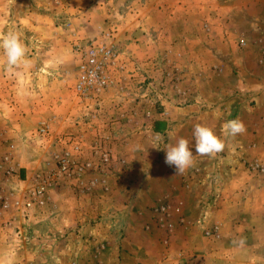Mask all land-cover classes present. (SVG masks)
Returning a JSON list of instances; mask_svg holds the SVG:
<instances>
[{
	"label": "rangeland",
	"instance_id": "374dc122",
	"mask_svg": "<svg viewBox=\"0 0 264 264\" xmlns=\"http://www.w3.org/2000/svg\"><path fill=\"white\" fill-rule=\"evenodd\" d=\"M8 31L29 64L2 58L0 264H264V0H0ZM94 45L106 85L79 89ZM196 124L224 150L196 155Z\"/></svg>",
	"mask_w": 264,
	"mask_h": 264
},
{
	"label": "clouds",
	"instance_id": "9594fccd",
	"mask_svg": "<svg viewBox=\"0 0 264 264\" xmlns=\"http://www.w3.org/2000/svg\"><path fill=\"white\" fill-rule=\"evenodd\" d=\"M0 50L3 57L6 58L7 71L13 72L15 68L21 65L27 66L29 61L26 59L27 48L21 40L20 34L15 31H8L0 34ZM222 131L224 135L236 137L246 132L244 123L239 119L227 120L223 123ZM194 144L196 155L214 156L224 150L225 144L219 139L209 127L196 124L193 128ZM163 141V136L156 133L153 138L154 147ZM165 164L174 167L175 175L183 174L194 162L193 151L189 147V141L183 137L179 138L175 144L165 145ZM237 244V241H233ZM239 246L244 245V241L238 242Z\"/></svg>",
	"mask_w": 264,
	"mask_h": 264
},
{
	"label": "built area",
	"instance_id": "2783aa9c",
	"mask_svg": "<svg viewBox=\"0 0 264 264\" xmlns=\"http://www.w3.org/2000/svg\"><path fill=\"white\" fill-rule=\"evenodd\" d=\"M110 58L109 51L104 47L95 45L89 47L85 53L84 61L79 67L81 79L79 89H83V85L90 87L95 83L106 85L103 62Z\"/></svg>",
	"mask_w": 264,
	"mask_h": 264
},
{
	"label": "crops",
	"instance_id": "0c3cea01",
	"mask_svg": "<svg viewBox=\"0 0 264 264\" xmlns=\"http://www.w3.org/2000/svg\"><path fill=\"white\" fill-rule=\"evenodd\" d=\"M2 58H3V54H2V52L0 51V73H1V71H2V65H3V62H2ZM10 86H12V84H10ZM4 91H6V89H5V87H4V85L3 84H1L0 83V107H1V98H2V94H3V92ZM14 96V98L16 97V95H12V97ZM14 98H11V100H13ZM1 118H2V115H1V113H0V121H1ZM13 125V126H12ZM12 128H16V122H11V125H9V128H7L8 130H7V132H8V134H6V136L8 135V136H11V135H13V133L16 131L15 129H12ZM2 138L0 137V140H1Z\"/></svg>",
	"mask_w": 264,
	"mask_h": 264
}]
</instances>
